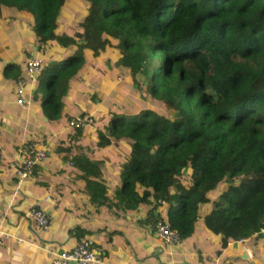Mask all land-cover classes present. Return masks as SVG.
Returning a JSON list of instances; mask_svg holds the SVG:
<instances>
[{"label": "trees", "instance_id": "obj_1", "mask_svg": "<svg viewBox=\"0 0 264 264\" xmlns=\"http://www.w3.org/2000/svg\"><path fill=\"white\" fill-rule=\"evenodd\" d=\"M85 1L78 27L59 32L67 0H0L32 15L39 43H57L65 55L38 74L33 97L43 115L60 119L70 87L117 49L116 72L126 69L132 95L91 127L98 146L127 144L118 201L136 208L151 196L150 221L167 222L182 241L201 223L230 237L223 246L255 236L264 248V0ZM108 63L110 77H95L121 99ZM72 160L87 176L101 174L84 157ZM84 179L92 201L107 197Z\"/></svg>", "mask_w": 264, "mask_h": 264}, {"label": "crops", "instance_id": "obj_2", "mask_svg": "<svg viewBox=\"0 0 264 264\" xmlns=\"http://www.w3.org/2000/svg\"><path fill=\"white\" fill-rule=\"evenodd\" d=\"M32 23L29 13L0 5V229L6 233L0 243V264H52L57 253L71 250L82 239L91 240L102 259L90 264H264V248L255 236L228 239L223 246V238L230 237L212 234L199 223L192 236L179 244L163 243L147 216L153 207L151 196H147L150 203L136 208L118 201L127 144L98 146L93 127L77 134L66 124L69 117L83 112L92 114L96 122L109 109L103 101L111 99L112 86L95 77L100 58L68 90L60 119L51 121L43 115L40 101L33 97L37 80L25 87L29 105L17 103L14 76L24 75L28 60L39 58L43 64L48 58L65 56L57 43L41 45ZM26 34L31 38L28 42ZM28 142L45 147L47 155L32 175L19 179L9 163L20 161L18 147ZM75 156L87 159L101 174L87 176V167L81 170L73 163ZM85 177L98 182L107 197L92 201ZM138 191L142 194V187ZM33 208L48 213L46 231L39 232L29 218Z\"/></svg>", "mask_w": 264, "mask_h": 264}, {"label": "built area", "instance_id": "obj_3", "mask_svg": "<svg viewBox=\"0 0 264 264\" xmlns=\"http://www.w3.org/2000/svg\"><path fill=\"white\" fill-rule=\"evenodd\" d=\"M41 67L42 61L39 58H31L26 62L23 69L24 75L15 81L16 101L19 105H29V101L25 95V87L28 81L37 80ZM94 121L95 118L90 114H78L69 118L68 126L71 129H83L91 126ZM18 151L21 156L20 161L10 162L9 167L15 171L19 179H24L32 175L34 166L47 155L45 147L35 142H28L19 146ZM28 216L37 226L39 232L48 229L50 217L47 212L42 209L33 208L29 211ZM153 232L160 242L171 245L181 242L177 230L172 229L167 222L162 220H158L154 224ZM4 236H6V233L0 229V243ZM73 262H77L78 264L102 263V259L94 249L92 241L82 239L71 250L57 253L52 260V264H72Z\"/></svg>", "mask_w": 264, "mask_h": 264}, {"label": "rangeland", "instance_id": "obj_4", "mask_svg": "<svg viewBox=\"0 0 264 264\" xmlns=\"http://www.w3.org/2000/svg\"><path fill=\"white\" fill-rule=\"evenodd\" d=\"M85 5H86V1L85 0H67L66 4L63 5L60 8V17L58 19L59 22V28L61 27L64 28V30L70 31L73 29H76L78 27V23L81 21V15L83 14L84 10H85ZM34 26V20L32 23V27ZM31 39L30 36H28L27 34L25 35V42H28V40ZM106 52L102 54V56L100 57L99 61L97 63H95V66L97 69H95L98 72V75H105V76H109L110 77V68H109V63L110 62V66H112L113 71L115 70V75L118 76V78L120 79L119 81L122 82L123 84L121 85V92H122V97L121 99H117L115 97V91H110L108 93V96L111 99H106L103 101V106H109V109L107 110V112L105 113L106 117L108 116L109 112H111L114 109H117L119 104H121L122 98L126 95H132V85L129 82H126V78H129L130 75L128 74V72L126 71V69H122L123 71L120 73L116 72V65H117V60L119 57V53L118 50L115 48H107L105 50ZM44 64V63H43ZM42 64V65H43ZM115 67V68H114ZM113 75V74H112ZM98 79V78H97ZM116 84V83H115ZM115 86V85H114ZM140 97H142L145 100L144 95H141ZM152 105L157 106L154 101H152ZM105 115L97 117V121L101 122L103 121L102 119L106 118ZM96 121V122H97ZM108 134V133H107ZM119 144V143H118ZM239 183V178H236L234 180V184H238ZM225 186V185H223ZM226 187V186H225ZM224 187V188H225ZM227 188V187H226ZM225 188V189H226ZM224 189V190H225ZM216 198V197H214ZM241 241V240H238Z\"/></svg>", "mask_w": 264, "mask_h": 264}, {"label": "water", "instance_id": "obj_5", "mask_svg": "<svg viewBox=\"0 0 264 264\" xmlns=\"http://www.w3.org/2000/svg\"><path fill=\"white\" fill-rule=\"evenodd\" d=\"M72 264H78L77 262H73Z\"/></svg>", "mask_w": 264, "mask_h": 264}, {"label": "clouds", "instance_id": "obj_6", "mask_svg": "<svg viewBox=\"0 0 264 264\" xmlns=\"http://www.w3.org/2000/svg\"><path fill=\"white\" fill-rule=\"evenodd\" d=\"M156 222H157V221H156ZM156 222H155V223H156ZM153 227H154V225H153ZM242 240H243V239H242ZM181 241H182V240H181Z\"/></svg>", "mask_w": 264, "mask_h": 264}]
</instances>
